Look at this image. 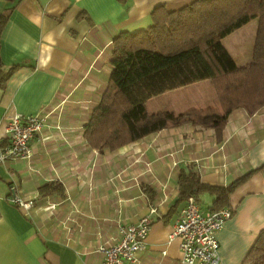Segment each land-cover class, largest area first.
Segmentation results:
<instances>
[{
	"label": "crops",
	"instance_id": "1",
	"mask_svg": "<svg viewBox=\"0 0 264 264\" xmlns=\"http://www.w3.org/2000/svg\"><path fill=\"white\" fill-rule=\"evenodd\" d=\"M196 0H20L0 35V151L13 114L45 116L30 142L27 161L0 163V264H100V245L118 229L149 216L144 250L132 264H182L179 242L168 240L185 206L178 177L190 170L206 186L227 187L251 173L229 195L231 218L216 232L219 264H242L264 230V107L252 115L233 111L218 142L212 129L168 126L138 141L102 152L83 137L105 92L111 43L123 32L152 24L157 8L177 11ZM8 4L0 0V14ZM252 23V22H251ZM249 24L222 40L237 67L253 45ZM250 28V29H249ZM219 108L211 81L153 97L148 113L181 114ZM61 185L50 194L39 188ZM16 196L23 208L15 205ZM202 214L213 197L199 196ZM154 210V213L151 211ZM131 264V263H124Z\"/></svg>",
	"mask_w": 264,
	"mask_h": 264
},
{
	"label": "trees",
	"instance_id": "2",
	"mask_svg": "<svg viewBox=\"0 0 264 264\" xmlns=\"http://www.w3.org/2000/svg\"><path fill=\"white\" fill-rule=\"evenodd\" d=\"M0 14V35L14 4ZM257 22L251 63L237 67L222 40L250 22ZM111 72L99 104L84 127L86 143L100 152L113 151L168 126L192 124L212 129L219 142L229 115L243 109L248 115L264 107V0H196L174 12L157 8L152 24L132 33L123 32L111 43ZM10 69L0 77V84ZM212 82L219 108L190 109L181 114L148 113L153 97L197 82ZM251 173L227 187L206 186L193 171L180 173L179 196L213 197L210 212L229 208V195ZM61 185L39 188L50 194ZM242 264H264V230L260 231Z\"/></svg>",
	"mask_w": 264,
	"mask_h": 264
},
{
	"label": "built area",
	"instance_id": "3",
	"mask_svg": "<svg viewBox=\"0 0 264 264\" xmlns=\"http://www.w3.org/2000/svg\"><path fill=\"white\" fill-rule=\"evenodd\" d=\"M45 125V116H22L13 114L5 126L7 145L0 151V163L11 160L27 161L31 157L30 142ZM12 202L23 208V203L14 196ZM155 211L152 210L151 213ZM232 216L230 208L202 214L193 197L186 199L185 206L174 221L168 240L179 242L182 264H219L216 232ZM152 220L149 216L140 218L136 224L118 229V240L111 245H100V264L135 263L138 253L144 250L145 240L150 232Z\"/></svg>",
	"mask_w": 264,
	"mask_h": 264
},
{
	"label": "rangeland",
	"instance_id": "4",
	"mask_svg": "<svg viewBox=\"0 0 264 264\" xmlns=\"http://www.w3.org/2000/svg\"><path fill=\"white\" fill-rule=\"evenodd\" d=\"M249 26L250 27H252V26L253 27H257V22L256 21H253L252 23L250 22ZM256 32H257V30H256ZM251 54H252V42L248 44V49L244 53H241L240 57H236V61L241 63V64L242 63H246L247 64V63L250 62L249 60L251 59Z\"/></svg>",
	"mask_w": 264,
	"mask_h": 264
}]
</instances>
